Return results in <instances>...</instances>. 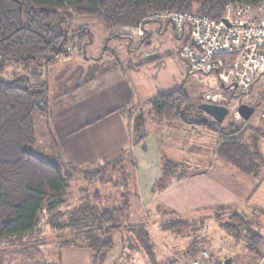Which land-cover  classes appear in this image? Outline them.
Segmentation results:
<instances>
[{
	"label": "trees",
	"instance_id": "trees-1",
	"mask_svg": "<svg viewBox=\"0 0 264 264\" xmlns=\"http://www.w3.org/2000/svg\"><path fill=\"white\" fill-rule=\"evenodd\" d=\"M228 1L248 3L252 7L264 4V0H0V242H9L19 250L23 240L31 243V246L23 247L24 255L18 264H55L40 252L39 244L45 246L48 243L43 240L46 226L56 232L75 230L73 237L77 239L81 236L82 243L75 239H63L57 243V248L86 246L92 253L91 264H103L108 251L115 247V229H119L123 220L125 223L130 222L129 215L123 214V210H129L130 199L128 194L122 206L111 209L98 208L87 201L70 210L66 208L76 176L83 174L84 180H95L101 175L97 170L99 167L91 172H78L72 166H65L55 159L48 160L31 150L37 143V114L47 115L49 112L48 85L46 80L30 84L24 78L6 79L2 76L5 68L10 62L30 65L39 60L49 65L56 57L67 55L68 50L82 53L88 44V29L73 32L69 46L66 31L57 32L60 27L70 23L74 16H99L111 30L114 27H136L148 15L166 11L220 18ZM113 35L110 33V36ZM178 37L182 40L181 46L188 43L187 33L179 34ZM142 38L145 39L146 34ZM201 102H206L203 96L197 104ZM194 108L195 112L188 108V95L182 86H178L158 91L150 97L147 113L152 121L159 124L189 125L201 130H214L211 123L220 126L221 122L215 121L197 106ZM244 120L241 118L242 122ZM260 125L264 128L262 121ZM237 126L227 131L219 129L221 139L214 155L246 175L258 174L264 166L259 139L262 129L247 126L254 129L255 135L249 136L246 142L243 136L247 127L241 130V125ZM137 139L139 142L140 138ZM123 158L120 156L105 165L110 164L115 168L124 161ZM161 160L164 177L180 180L188 176L189 164L175 162L164 155ZM263 179L264 172L259 182L253 185L250 196ZM166 187V183L162 182L160 192ZM217 210L216 219L225 212L229 213V218L221 223L226 233L240 238L245 236L243 232H248L245 237L247 247L256 252L255 259L259 260L262 253L257 248L264 238L250 227L256 222L229 209ZM252 212L264 217L261 208L253 207ZM190 226V222L180 219L160 225L163 230L176 233H183ZM129 231L149 252L145 222L138 221Z\"/></svg>",
	"mask_w": 264,
	"mask_h": 264
},
{
	"label": "rangeland",
	"instance_id": "rangeland-1",
	"mask_svg": "<svg viewBox=\"0 0 264 264\" xmlns=\"http://www.w3.org/2000/svg\"><path fill=\"white\" fill-rule=\"evenodd\" d=\"M252 15L264 17V9L262 11L254 9ZM159 22L163 23V19H146V32L150 29L151 35L144 45L148 50L154 49L167 56L161 60L150 62L143 69V75L154 77L161 73L163 84L160 87L162 88L168 87V82H171L172 78H176L177 81L180 79L179 84L182 85L188 95V108L193 109L194 112L196 110L194 107H198L200 103H197L202 96L206 101L208 94H224L222 85L215 73L192 72L180 75L175 72L179 65L187 66L186 62L183 61L182 63L176 55L177 49H179V39L176 38L177 32L173 30L171 24H168L167 29H163L160 34L157 33L156 29ZM83 28L90 32L88 44L82 53L76 50H68V54L71 51L74 53L71 60H66L65 72L69 74L73 66H76L77 69L64 81L59 72L64 63H57V61L53 63V66L45 64L44 60H39L30 65L10 62L2 76L6 79L24 78L30 84L46 80L47 89H49V94H47L53 97L58 91H64L68 87L71 89L74 85L81 83L83 85V81L93 74L102 73L113 63L114 58L118 59L116 67H119L118 64L120 63L125 64L128 58L138 62L145 59L143 54L135 49L136 43L138 44V41L146 34L145 31L142 36H139L136 31L137 28L133 27H114L109 30L99 16H74L70 23L60 27L57 32L66 31L67 45L69 46L72 33ZM110 33H114V35L110 36ZM121 66L123 65L121 64ZM143 75L141 72L139 73V76L142 77ZM263 96L264 75L256 81L250 96L237 100L240 103L255 106L250 118L242 122L241 117L235 119L230 113L222 120L220 126L211 123L214 130H201L189 125L159 124L148 117L147 112L149 110H146L145 114L143 113L145 116L144 124L140 127L138 134L135 136L133 134L134 139H136L134 140L136 144L134 148L136 149H131L124 156V161L119 162L115 168L110 164L100 166L97 170L101 172V175L92 181L84 180L83 174L76 176L70 189L71 194H69L66 207L68 210L83 201H87L98 208L111 209L114 206H122L125 196L129 194L130 207L129 210H123V214L127 213L132 223L129 221L130 224L125 223L123 220L119 229H115L113 235L115 247L108 251L103 264H180L181 261L199 258L202 250L208 251L209 254V261L206 264H264V241L258 244L257 251L262 253V257L256 260V252L247 247L248 241L245 237H247L246 233L248 234V232H243L245 236H240V238H235L226 233L221 227V223L229 218V213L225 212L216 219L219 212L218 208L212 210L208 206L202 208L194 206L193 199L191 202L188 201L186 194L200 189L195 188V183L192 180L181 182L184 179L164 177L161 160L163 155L170 158L176 152L175 154L178 156L171 159L175 162L189 164L188 171L192 169L189 171L190 173L194 174L195 170L199 169L196 166L200 167L201 165L209 177H217L226 183L239 197L230 203L231 209L229 208V210L241 214L245 219L256 222L250 227L264 238V217L252 212L253 207L264 210V191H262L264 181L251 201H246L244 197L246 191L252 190V186L259 182V177L264 172V166L258 174L246 175L214 155V150L221 139L219 129L223 128L227 131L237 125H241V130H245L247 126L262 129L261 133L259 132V139L261 151L264 153V128L260 125L259 119V107ZM219 101L223 102L222 100ZM48 114L49 112L47 115L38 113L36 125L41 127V120L48 121ZM237 128L239 127L237 126ZM193 129L203 134L201 138L189 134ZM253 130V128L247 127L243 136L246 142L249 136L254 137L255 131ZM177 137L182 141L176 142ZM137 138H140L139 142ZM185 138L188 140L185 141ZM40 145L41 143H36L31 150L48 160L53 159L47 153L49 149ZM125 176H127L126 179ZM162 182H165L168 187L160 192ZM249 206L252 207L249 208ZM174 207L178 211L174 210ZM179 219L186 220L191 224L183 233L163 230L160 227L164 222ZM142 220L145 222L148 234L149 252L138 242L134 233L129 231V228ZM47 227H44L46 237L43 240L48 243L43 247L42 244H39L40 252L47 258L58 252L55 245L63 239H75V241L82 243L80 241L83 240L81 236H78L77 239L73 237L75 232L73 229L56 232ZM77 234L79 235V233ZM22 242L20 250L9 242H0V264H18L21 256L24 255L23 247L29 244L31 246V243L25 240Z\"/></svg>",
	"mask_w": 264,
	"mask_h": 264
},
{
	"label": "crops",
	"instance_id": "crops-1",
	"mask_svg": "<svg viewBox=\"0 0 264 264\" xmlns=\"http://www.w3.org/2000/svg\"><path fill=\"white\" fill-rule=\"evenodd\" d=\"M158 24L156 30L159 34L168 27L165 22ZM176 34V38L179 39L178 48H180L182 40L178 37L179 34ZM150 35L149 29L146 33V40L141 38L138 44L136 43L135 49L143 54L145 58L143 61H132L128 58L125 64L120 63L119 67H116L115 59H118L114 58L113 63L107 69L102 73L93 74L83 81V85L82 83L74 85L71 89L68 87L64 91H58L53 97L48 96L49 89L47 90L49 116L46 119L48 121L41 120L43 127L36 125V136L37 143H41L45 149H49L47 153L51 158L65 166H72L78 172H91L106 163L115 161L120 156L124 157L131 149H136L134 148L136 144L133 136V121L138 110L141 109L143 113L148 110L149 98L156 92L182 86L179 84L180 79L177 81L176 78H172V83L168 82V87L162 88L160 87L163 84L161 73L154 77L143 75V69L150 62L161 60L167 56L157 50L146 49L144 44ZM129 41L131 42L130 38ZM72 51L67 56L56 57L54 60L57 63H64L59 71L63 76V81L77 69L76 66H73L69 74L65 72L66 60L73 58L74 52ZM180 61L183 63L182 60ZM54 62L51 63L52 66ZM76 63L78 66V61ZM139 63L143 64L137 66ZM140 72L142 77L139 76ZM175 72L185 75L188 73L187 66L181 64ZM256 81L253 83V88ZM189 134L199 138L203 135L194 129ZM175 141L182 140L177 137ZM175 153L170 158L175 159L178 156ZM196 167L199 169L195 170L194 174L190 173L189 171L192 169H189L187 178L181 181L192 180L195 183V188L200 189V193L196 190L186 194L188 201L191 202L193 199V205L200 208L208 206L212 210L214 208L231 209L230 203L239 197L226 183L217 177H209L201 165ZM263 181L264 179L260 182L259 187ZM258 189L251 196V190L246 191L245 200L251 201ZM251 207L249 206V208ZM173 209L176 210L175 207ZM55 246L57 247V245ZM56 247L58 252L49 258L46 257L55 264H91L92 253L86 246L61 250Z\"/></svg>",
	"mask_w": 264,
	"mask_h": 264
},
{
	"label": "built area",
	"instance_id": "built-area-1",
	"mask_svg": "<svg viewBox=\"0 0 264 264\" xmlns=\"http://www.w3.org/2000/svg\"><path fill=\"white\" fill-rule=\"evenodd\" d=\"M254 9L262 11L264 4L252 7L248 3L228 1L220 18L166 11L148 15L133 28H137L138 35L142 36L146 31V19L162 18L179 34L187 33L188 43L177 50V57L186 62L188 73H215L224 94H208L206 102L224 105L228 109L227 115L232 113L235 119H240L238 107L241 103L237 100L250 96L253 83L264 75V17L252 15ZM227 103L229 105H225ZM259 119L264 123V97L259 107ZM208 261V251L202 250L199 258L180 264H206Z\"/></svg>",
	"mask_w": 264,
	"mask_h": 264
},
{
	"label": "water",
	"instance_id": "water-1",
	"mask_svg": "<svg viewBox=\"0 0 264 264\" xmlns=\"http://www.w3.org/2000/svg\"><path fill=\"white\" fill-rule=\"evenodd\" d=\"M72 48V47H71ZM198 108L204 113L210 115L215 121L222 122L228 113L226 106L210 102H201ZM254 111V107L247 103H241L238 107L240 117L247 120ZM144 124V116L141 109L134 116L133 129L134 136L140 131V127Z\"/></svg>",
	"mask_w": 264,
	"mask_h": 264
},
{
	"label": "flooded vegetation",
	"instance_id": "flooded-vegetation-1",
	"mask_svg": "<svg viewBox=\"0 0 264 264\" xmlns=\"http://www.w3.org/2000/svg\"><path fill=\"white\" fill-rule=\"evenodd\" d=\"M148 29V28H147ZM71 48V47H70ZM85 50V49H84Z\"/></svg>",
	"mask_w": 264,
	"mask_h": 264
}]
</instances>
